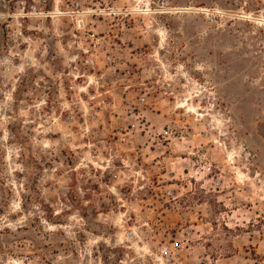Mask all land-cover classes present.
Wrapping results in <instances>:
<instances>
[{
	"label": "rangeland",
	"instance_id": "374dc122",
	"mask_svg": "<svg viewBox=\"0 0 264 264\" xmlns=\"http://www.w3.org/2000/svg\"><path fill=\"white\" fill-rule=\"evenodd\" d=\"M0 264H264V0H0Z\"/></svg>",
	"mask_w": 264,
	"mask_h": 264
}]
</instances>
